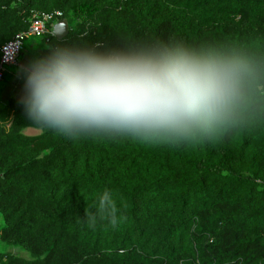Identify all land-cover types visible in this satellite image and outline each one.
Wrapping results in <instances>:
<instances>
[{
	"label": "trees",
	"instance_id": "1",
	"mask_svg": "<svg viewBox=\"0 0 264 264\" xmlns=\"http://www.w3.org/2000/svg\"><path fill=\"white\" fill-rule=\"evenodd\" d=\"M55 10L69 32L41 38V57L179 42L235 53L252 72L215 138L178 145L60 135L9 99L0 109V240L34 259L5 253L0 264H264V0H0V48ZM105 190L125 219L89 228L85 208Z\"/></svg>",
	"mask_w": 264,
	"mask_h": 264
},
{
	"label": "clouds",
	"instance_id": "2",
	"mask_svg": "<svg viewBox=\"0 0 264 264\" xmlns=\"http://www.w3.org/2000/svg\"><path fill=\"white\" fill-rule=\"evenodd\" d=\"M98 47L57 48L25 69L23 103L34 124L74 138L177 145L215 138L210 133L233 115L252 72L244 58L211 45ZM119 212L105 190L85 208L84 222L116 228L125 219Z\"/></svg>",
	"mask_w": 264,
	"mask_h": 264
},
{
	"label": "rangeland",
	"instance_id": "3",
	"mask_svg": "<svg viewBox=\"0 0 264 264\" xmlns=\"http://www.w3.org/2000/svg\"><path fill=\"white\" fill-rule=\"evenodd\" d=\"M47 48V44L41 38L30 37L23 42L21 54L17 57L16 64L4 67V77L0 81V109L9 99L23 103L25 96V69L30 63L41 58L40 53ZM27 135H35L37 131L27 129ZM1 226V221H0ZM12 254L26 261H32L34 257L21 247L11 246L0 240V254Z\"/></svg>",
	"mask_w": 264,
	"mask_h": 264
},
{
	"label": "built area",
	"instance_id": "4",
	"mask_svg": "<svg viewBox=\"0 0 264 264\" xmlns=\"http://www.w3.org/2000/svg\"><path fill=\"white\" fill-rule=\"evenodd\" d=\"M62 17V12L55 10L50 13H42L36 16L25 32L17 33L12 39L5 42L0 48V81L4 77V67L15 64L22 51L26 38H43L51 33L48 26H52Z\"/></svg>",
	"mask_w": 264,
	"mask_h": 264
},
{
	"label": "water",
	"instance_id": "5",
	"mask_svg": "<svg viewBox=\"0 0 264 264\" xmlns=\"http://www.w3.org/2000/svg\"><path fill=\"white\" fill-rule=\"evenodd\" d=\"M69 32L68 24L65 20H59L52 27V35L57 39H63Z\"/></svg>",
	"mask_w": 264,
	"mask_h": 264
},
{
	"label": "crops",
	"instance_id": "6",
	"mask_svg": "<svg viewBox=\"0 0 264 264\" xmlns=\"http://www.w3.org/2000/svg\"><path fill=\"white\" fill-rule=\"evenodd\" d=\"M16 64V63H15Z\"/></svg>",
	"mask_w": 264,
	"mask_h": 264
}]
</instances>
